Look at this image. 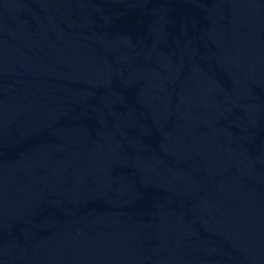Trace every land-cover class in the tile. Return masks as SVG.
<instances>
[{"label": "water", "instance_id": "95a60500", "mask_svg": "<svg viewBox=\"0 0 264 264\" xmlns=\"http://www.w3.org/2000/svg\"><path fill=\"white\" fill-rule=\"evenodd\" d=\"M0 264H264V0H0Z\"/></svg>", "mask_w": 264, "mask_h": 264}]
</instances>
